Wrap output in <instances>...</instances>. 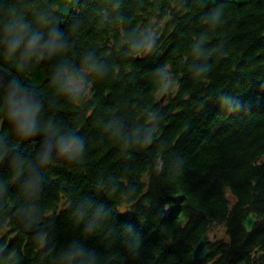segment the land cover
I'll return each mask as SVG.
<instances>
[{"label":"trees","instance_id":"obj_1","mask_svg":"<svg viewBox=\"0 0 264 264\" xmlns=\"http://www.w3.org/2000/svg\"><path fill=\"white\" fill-rule=\"evenodd\" d=\"M31 18L39 8L59 17L76 63L87 50L104 61L106 73L90 78L87 94L73 103L54 92L45 59L23 73L0 56V71L21 75L45 102L44 116L78 130L88 140L81 165L58 161L46 172L36 199L10 184L0 197V264H55L38 240L61 248L80 227L73 207L84 197L112 209L120 231L132 226L143 237L138 256L122 249V237L106 232L88 240L104 264H264V0H213L225 23L210 30L204 0H0ZM78 21L73 31L72 25ZM147 28L158 47L146 56L126 53L124 34ZM209 33L211 70L195 77L190 48ZM167 69L158 79L155 70ZM161 98H163L161 100ZM149 143L114 137L106 124L118 118L125 132L150 126ZM7 121L0 128H7ZM35 141L22 145L31 152ZM7 167L0 165V176ZM38 206L32 216L22 209ZM255 217L250 230L244 221ZM206 234L208 254L193 257Z\"/></svg>","mask_w":264,"mask_h":264},{"label":"clouds","instance_id":"obj_2","mask_svg":"<svg viewBox=\"0 0 264 264\" xmlns=\"http://www.w3.org/2000/svg\"><path fill=\"white\" fill-rule=\"evenodd\" d=\"M212 5L204 21L210 30L225 23L222 6L213 0H204ZM78 27L74 21L73 31ZM209 33L202 32L192 42L190 56L191 70L195 77L206 75L211 70L207 63L212 55L208 45ZM121 44L126 53L146 56L156 51V35L147 28H138L124 34ZM73 47L60 19L47 8H39L29 18L12 4L0 3V56L13 61L16 72L23 73L33 64L42 60L60 58L52 66L50 84L54 92L67 100L77 103L88 92L90 78L101 77L107 67L94 51H85L76 63L67 55ZM158 79L166 78L167 69L155 70ZM45 102L40 94L29 87L21 75L0 71V122L7 121V128H0V165L7 167V175L0 176V197L7 194L10 184L17 187L29 198L36 199L46 185V172L50 165L62 161L75 166L84 163L88 153V140L78 130L63 126L44 116ZM161 115L151 113L150 126L125 132L118 118L109 120L106 128L111 134L125 142L135 140L149 143L159 131ZM35 141L31 152L22 145ZM38 206L25 207L22 212L32 216ZM73 223L80 227L79 235L73 236L57 249L51 238L45 235L38 240V247L45 255L52 254L55 264H104V257L88 243L93 236L106 232L113 240L122 237V249L131 257L138 256L143 248V237L132 226L122 231L112 223V209L102 201L90 196L82 198L72 209Z\"/></svg>","mask_w":264,"mask_h":264},{"label":"water","instance_id":"obj_3","mask_svg":"<svg viewBox=\"0 0 264 264\" xmlns=\"http://www.w3.org/2000/svg\"><path fill=\"white\" fill-rule=\"evenodd\" d=\"M162 99L163 98H161V100ZM253 223H254V217L252 214H250L244 223L246 229L249 230L251 228V226L253 225ZM208 238H209L208 236L202 237V239L198 242V244L194 248L193 257L195 259H201L203 256H205L207 254L208 251L206 250L205 245L208 241Z\"/></svg>","mask_w":264,"mask_h":264},{"label":"bare ground","instance_id":"obj_4","mask_svg":"<svg viewBox=\"0 0 264 264\" xmlns=\"http://www.w3.org/2000/svg\"><path fill=\"white\" fill-rule=\"evenodd\" d=\"M244 223H245V221H244Z\"/></svg>","mask_w":264,"mask_h":264}]
</instances>
